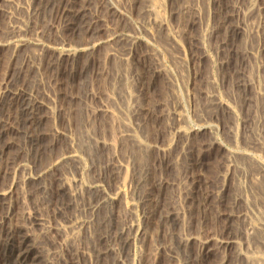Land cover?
I'll return each instance as SVG.
<instances>
[{"label": "rangeland", "instance_id": "obj_1", "mask_svg": "<svg viewBox=\"0 0 264 264\" xmlns=\"http://www.w3.org/2000/svg\"><path fill=\"white\" fill-rule=\"evenodd\" d=\"M150 1L0 0V264L264 258V0Z\"/></svg>", "mask_w": 264, "mask_h": 264}, {"label": "bare ground", "instance_id": "obj_2", "mask_svg": "<svg viewBox=\"0 0 264 264\" xmlns=\"http://www.w3.org/2000/svg\"><path fill=\"white\" fill-rule=\"evenodd\" d=\"M157 1V0H156ZM161 1V0H160ZM154 2H155V0H154ZM153 2V0H152V3H154ZM151 3V1L149 2V4ZM152 3L149 5V6H147V8H148V10L147 11H149L150 13H151V15H153V16H155V14H156V16L155 17H157V15H158V9H157V12H156V9H155V7L154 6H156L155 5V3H154V5H152ZM157 4V3H156ZM152 5V6H151ZM159 6V5H158ZM156 8H158L157 6H156ZM156 12V13H155ZM155 20V19H154ZM131 39V38H130ZM12 41L14 42L12 45H11V43H12ZM11 41V43L10 42H8L7 44L8 45H11L12 46V48H13V50H15V49H18L20 46H21V44H22V39L21 38H16V39H14V40H12ZM131 41V40H130ZM129 41V42H130ZM131 44V43H130ZM4 45V44H3ZM34 46V45H33ZM30 48V47H29ZM16 51V50H15ZM30 51V50H29ZM14 52V51H13ZM36 53V52H35ZM34 54V53H33ZM14 94V93H13ZM11 95H12V93H11ZM210 99H211V95L210 96H208ZM213 97V96H212ZM209 100V99H208ZM212 103V102H211ZM220 104H222V103H220ZM133 138H135V137H133ZM135 141V140H134ZM143 157V156H142ZM248 157H250L249 155H248ZM252 158V157H251ZM252 160V159H251ZM264 167V166H263ZM263 171H264V168L262 169ZM142 172V171H141ZM143 173V172H142ZM139 174V173H138ZM140 175V174H139ZM141 176V175H140ZM143 177V176H142ZM144 180H143V182L145 181V178H143ZM140 181H141V179H140ZM140 185H141V182H140ZM144 187V186H143ZM146 187V186H145ZM142 188V187H141ZM3 192H4V194L6 193L4 190H3ZM1 193V192H0ZM2 194V193H1ZM3 194V195H4ZM2 195V196H3ZM5 195H7V194H5ZM1 196V195H0ZM39 220H41V219H39ZM37 222H38V220H37ZM80 222V221H79ZM40 223V222H39ZM75 223V222H74ZM38 224V223H37ZM78 224V223H77ZM81 224V223H80ZM79 224V225H80ZM41 225H44L43 224V222H41V224H40V226ZM249 229H250V232L252 233L253 232V234H255L256 233V235H259L258 237H257V239L259 238V240L262 238V237H264V236H262V234H264V232H263V230H264V225L262 224H259L258 222L257 223H250V227H249ZM260 242V241H259ZM263 242V241H262ZM26 251L24 250V249H22L21 247L17 250V254H16V258H17V262H18V264H21L22 262H23V260H24V258L26 257ZM248 262H249V264H264V258H262L260 255H249V257H248V260H247Z\"/></svg>", "mask_w": 264, "mask_h": 264}]
</instances>
